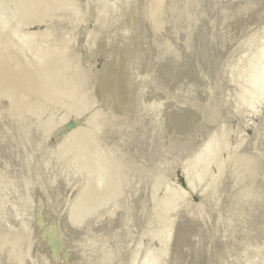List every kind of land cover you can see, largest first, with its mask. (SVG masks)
<instances>
[{
	"label": "rangeland",
	"instance_id": "374dc122",
	"mask_svg": "<svg viewBox=\"0 0 264 264\" xmlns=\"http://www.w3.org/2000/svg\"><path fill=\"white\" fill-rule=\"evenodd\" d=\"M3 1L0 28L69 45L83 95L67 96L83 100L56 85L46 99L27 84L0 93V264H264V94L247 100L264 65V0H57L40 21L13 18L21 0ZM27 1L23 10L41 0ZM88 124L101 132L90 149L70 135ZM206 142L203 172L192 161ZM101 166L112 177L123 168L114 189L93 188Z\"/></svg>",
	"mask_w": 264,
	"mask_h": 264
},
{
	"label": "bare ground",
	"instance_id": "6f19581e",
	"mask_svg": "<svg viewBox=\"0 0 264 264\" xmlns=\"http://www.w3.org/2000/svg\"><path fill=\"white\" fill-rule=\"evenodd\" d=\"M4 1H6V0H4ZM3 1V2H4ZM12 0H10L9 2H11ZM14 1V0H13ZM19 1V0H18ZM18 1H15V2H18ZM60 1V0H59ZM68 1V0H67ZM73 1V0H72ZM86 1H88V0H86ZM203 1V0H202ZM69 2H70V0H69ZM28 3V1L27 0H21V4L19 5L20 6V8H18L19 6L17 5L16 6V9H17V11H18V13H15V12H17L16 11V9H14V12L12 13V16H13V18H17L18 16H22V15H29V13H31L32 15H35V16H39L38 18V20L40 21V20H44L43 18H47V13L50 11H47L46 13H45V11H44V7H46L47 5H52V7L51 8H56V6H59V5H61V4H59L58 5V2H57V0L55 1V0H41L40 2H37L36 3V5H38V7H36V8H34V9H27V10H23L22 9V6L23 5H26ZM71 3V2H70ZM3 4V3H2ZM1 4V6L0 7H2L3 8V6H4V4L2 5ZM6 4H7V2H6ZM5 4V5H6ZM9 4V3H8ZM14 4H17V3H14ZM19 4V3H18ZM23 4V5H22ZM75 4V3H74ZM11 5H13V4H11ZM71 5V4H70ZM29 6V5H28ZM68 7H70L69 6V3H68V5H67ZM15 7V6H14ZM68 7H67V10H68ZM2 8H0V9H2ZM71 8H72V6H71ZM70 8V9H71ZM73 9V8H72ZM71 9V10H72ZM23 10V11H22ZM13 11V10H12ZM73 11V10H72ZM71 11V12H72ZM46 14L45 16L46 17H44L43 15H44V13ZM51 12H53L52 10H51ZM71 12H69L68 11V13L70 14ZM75 12V11H74ZM3 12H1L0 14H2ZM15 13V14H14ZM34 13V14H33ZM54 13H55V11H54ZM67 13V14H68ZM17 14V15H16ZM51 14V13H50ZM68 14V15H69ZM52 15V14H51ZM71 15V14H70ZM28 18H29V16H27ZM26 17V18H27ZM32 17V16H31ZM223 17H225V15L223 16ZM23 18V17H22ZM24 18H25V16H24ZM25 18V19H26ZM27 18V19H28ZM32 18H34V16L32 17ZM49 18H50V15H49ZM18 19V18H17ZM35 19H37L36 17H35ZM109 19H110V17H109ZM108 19V20H109ZM47 20H48V18H47ZM111 20V19H110ZM239 20V19H238ZM108 23V22H107ZM242 23V22H241ZM59 24V23H58ZM9 24L7 23V25L5 26V25H3V27L2 28H0V68H3V70H2V72H4L5 73V80L3 79L2 80V82H0V93H5V92H7L8 94H9V92L11 91H13V89H14V87H16L17 86V84H27V87L31 90V91H34V90H36V91H39L41 94H39L38 93V96H39V98L40 99H44L45 98V95H44V93L43 92H45V90L46 89H49L50 91L52 90L53 91V85L55 86H61V87H58L57 89H59L60 91V93H68V94H65L64 95V98H65V96L68 98V97H70L69 99L71 100H73V98H74V92H72V91H74V89H76V90H80V96L81 95H83V90H82V87L80 86V84H79V82L76 84V85H78L77 87H81V88H78L77 89V87L75 86V88H74V85L75 84H73V80H74V76H75V73H76V76H77V74L78 75H80V73H81V71H80V73H79V69H77V67H72L73 66V62H74V59H76V58H74V57H76V56H73V54H71V53H73V52H71L70 50H68V44H62V45H60L56 40H54V41H52V42H45V41H43L42 39V37H41V35L40 34H35L34 32H21L20 34L19 33H17V31L16 30H14V31H10V29L12 28V26H10V28H9ZM107 27V26H106ZM105 27V28H106ZM15 28V27H14ZM15 31H16V33L18 34V35H16V33H15ZM50 31V30H49ZM49 31H45V34H46V32H49ZM19 32V31H18ZM50 33H52V32H50ZM48 34V33H47ZM40 35V36H39ZM44 35V34H43ZM42 35V36H43ZM37 36L38 38L39 37H41L40 39L42 40L41 42H39L40 41V39H38V42H34V38ZM46 36V35H45ZM54 36V35H53ZM34 37V38H33ZM37 39V38H36ZM55 39V38H54ZM56 39H57V37H56ZM246 43V42H245ZM252 43V42H251ZM243 46V45H242ZM248 47V46H247ZM16 48V49H15ZM259 48V47H258ZM21 54H22V57H18V56H21ZM263 55V54H262ZM261 55V56H262ZM253 56V55H252ZM259 57V56H258ZM262 57H264V56H262ZM72 58H73V62H72ZM260 60V59H259ZM258 60V62H260ZM263 60V59H262ZM76 61V60H75ZM247 61V60H246ZM250 61V60H249ZM11 62V63H10ZM237 62V61H236ZM256 62V64H258V62H257V60L255 61ZM7 63H10L9 65H8V68H6V64ZM79 63V62H78ZM5 64V65H4ZM250 65H251V63H250ZM255 65V64H254ZM4 66V67H3ZM253 67V66H252ZM248 68V67H247ZM257 67H255L254 69H256ZM81 69V68H80ZM250 69V68H249ZM258 69H259V71H254L253 72V74H251L250 75V77H249V80H247V82L249 81V83H250V85H251V92L248 94V96H247V100L251 103V100L253 99V97H255V98H258V97H261V95L262 94H264V65L263 66H259L258 67ZM243 70V69H242ZM76 71V72H75ZM84 71V70H83ZM189 71V70H188ZM70 72H72L73 74H72V76H69V74H70ZM75 72V73H74ZM192 72V71H191ZM193 72H194V70H193ZM256 72V73H255ZM241 73V72H240ZM244 73V72H243ZM86 74H88V76H89V72H84L83 73V77H85V75ZM241 75V74H240ZM94 75H92V77H93ZM82 77V78H83ZM248 77V76H247ZM77 78H79V76H77ZM76 78V79H77ZM86 78V77H85ZM84 78V79H85ZM90 78H91V73H90ZM87 79V80H92V78L91 79ZM76 79H75V82H76ZM81 79V78H80ZM86 80V79H85ZM93 81V80H92ZM83 83H85V82H82V84ZM86 83H89L88 81L86 82ZM90 84H92V83H90ZM88 85L87 84V86H91V85ZM93 86V85H92ZM51 89H50V88ZM84 87V89H85V86H83ZM86 88H88V87H86ZM55 89H56V87H55ZM54 89V90H55ZM90 89V88H89ZM93 89V88H92ZM49 90L48 91H46L45 93H48L49 92ZM75 90V91H76ZM86 90V89H85ZM91 90V89H90ZM82 91V92H81ZM92 91V90H91ZM35 92V91H34ZM86 92V94H88V92H90V91H88L87 92V90L85 91ZM50 93H52V92H50ZM49 93V94H50ZM55 93H58L57 92V90L55 91ZM54 92H53V94H55ZM60 93H59V95H60ZM72 94V96H73V98H71V96H67V95H69V94ZM92 93V92H91ZM6 94V93H5ZM86 94L84 93V97L83 98H86L87 99V97H85L86 96ZM46 95H48V94H46ZM51 95V94H50ZM57 95V94H56ZM55 95V96H56ZM2 96V95H1ZM0 96V97H1ZM58 96V95H57ZM57 96L55 97V100L57 99ZM90 96H92V94H90ZM60 97V96H59ZM61 97L63 98V95L61 94ZM60 97V98H61ZM76 97V96H75ZM47 98V97H46ZM45 98V99H46ZM52 98V97H51ZM66 98V100H69V99H67ZM79 98V97H78ZM78 98H76V99H78ZM81 98V97H80ZM92 98V97H91ZM85 99V100H86ZM93 99V98H92ZM246 99V98H245ZM75 100V99H74ZM74 100H73V102H74ZM81 100V99H80ZM79 100V101H80ZM83 100V99H82ZM81 100V101H82ZM94 100V99H93ZM97 99L95 98V101H96ZM58 101H60V100H58ZM79 101H77V102H74L73 103V105L75 104V103H78ZM86 101H88V100H86ZM246 101V100H245ZM68 102V101H67ZM71 102V101H70ZM91 102V101H90ZM63 103V102H62ZM80 104L82 103V102H79ZM78 103V104H79ZM84 104H82V105H86L87 106V103L86 102H83ZM92 103H94V101L92 102ZM96 103V102H95ZM71 104V103H70ZM66 105H69V104H66ZM91 105V104H90ZM95 105V104H94ZM249 105H251V104H249ZM77 106V105H76ZM89 106V105H88ZM248 106V105H247ZM252 106V105H251ZM15 107V106H14ZM17 107V106H16ZM69 107V106H68ZM81 107V106H80ZM92 107H93V105H92ZM83 108H85V107H81V110L83 111ZM91 108V107H90ZM76 109V108H75ZM80 108H79V106H78V110L75 112V113H77V114H79L81 111L79 110ZM86 109H88V107H86ZM92 110V109H91ZM84 111H86V110H84ZM94 111V110H93ZM89 112V111H88ZM99 112V111H98ZM83 113V112H82ZM100 114V113H99ZM113 114V113H112ZM110 115L109 116V118H112V116L113 115ZM93 117H96L98 114H96V116H95V112L93 113ZM108 115V114H107ZM106 115V116H107ZM91 116V115H90ZM106 116L104 117L105 119H107L106 118ZM118 115H116V117H117ZM64 117H65V115H64ZM92 117V118H93ZM116 117H113V118H116ZM119 118H121L120 120H123L122 119V117H120V116H118ZM117 117V118H118ZM124 117V116H123ZM103 118V120H105ZM108 118V121L110 120ZM112 118V119H113ZM99 120H101L100 119V117L98 118ZM97 119V120H98ZM112 119H111V122H112ZM91 120V119H90ZM96 120V121H97ZM98 120V122L99 123H101L100 121ZM114 120H116V119H113V121ZM93 120H91V121H89V122H91V125H92V123L95 121V119H94V121L92 122ZM95 121V122H96ZM106 121V120H105ZM124 121V120H123ZM50 122V121H49ZM94 122V124H96ZM111 122H109V124L108 125H110V123ZM115 122V121H114ZM120 122V121H119ZM104 123V122H103ZM102 123V126L104 125ZM118 123V122H117ZM93 124V125H94ZM106 124V123H105ZM112 124H114V123H111V125H110V127L112 128L113 127V125ZM115 124H116V122H115ZM88 125H90V124H88ZM90 125V128H88V129H77V130H74L72 133H70V135H73V136H76V138H78V142L79 143H81V142H85L84 143V145H85V147L87 148H89L90 149V146H91V141H93L92 140V136H94L93 138H95V137H97L99 134L98 133H100L101 134V132H96L95 134H97V136L96 135H93L94 134V129H93V127ZM98 125H100V124H98L97 123V125L95 126L94 125V128H95V130L96 129H98ZM119 124H117V126H118ZM182 125V124H181ZM101 126V127H102ZM116 126V125H115ZM116 126V127H117ZM92 127V128H91ZM104 128H105V125L103 126ZM102 127V128H103ZM106 127H107V124H106ZM125 127V126H124ZM110 128V129H111ZM113 128H115V127H113ZM118 128H120V127H118ZM99 129H100V127H99ZM98 129V130H99ZM108 129H109V127H108ZM108 130V131H112V130ZM117 129V128H116ZM100 130H102V129H100ZM105 131H106V128H105ZM130 131V130H129ZM103 132H104V130H103ZM127 132V131H126ZM126 132H124V133H126ZM91 134H92V136H91ZM103 134H105V133H103ZM69 135V136H70ZM71 138V137H70ZM69 138V139H70ZM99 137H97V139H98ZM76 140V139H75ZM96 140V139H95ZM103 140V139H102ZM208 140H210L209 142L210 143H212V140L211 139H208ZM207 140V141H208ZM98 141V140H97ZM99 141H101V138H100V140ZM104 141V140H103ZM75 142H77V141H75ZM94 142V141H93ZM92 142V143H93ZM105 142H106V140H105ZM105 142H102L101 141V143L103 144H105ZM112 142V141H111ZM120 143V142H119ZM73 144V143H72ZM71 144V145H72ZM103 144V145H104ZM116 144V143H115ZM106 145H107V143H106ZM109 145H112V144H109ZM108 145V146H109ZM116 145H118V143L116 144ZM123 145V144H122ZM72 146H74V145H72ZM78 146V144L75 146L76 148H78L77 147ZM98 146V145H97ZM107 146V147H108ZM114 146L115 145H113V149H114ZM119 146V145H118ZM121 146V145H120ZM119 146V147H120ZM67 147V146H66ZM71 147V146H70ZM81 147V146H80ZM79 147V148H80ZM103 147V146H102ZM107 147H104V148H106L107 149ZM112 147V146H111ZM118 148V147H117ZM116 148V146H115V150L117 149ZM185 148V147H184ZM211 148H213V146H211ZM112 149V148H111ZM110 149V151L111 152H108V150H107V152H108V154H112V150ZM119 149V148H118ZM182 149V148H181ZM214 150H212V151H215V148H213ZM66 150V149H65ZM69 150V149H68ZM92 150V149H91ZM114 150V151H115ZM83 151V150H82ZM102 151H104V150H102ZM249 151V150H248ZM96 152V151H95ZM119 152V151H118ZM126 152V151H125ZM130 152V151H129ZM128 153V152H127ZM246 153V152H245ZM244 153V156L242 155L243 153H241V155L240 154H238V156H242V157H245V154ZM249 153V152H248ZM101 154L103 155V153L101 152ZM104 154H106V151H105V153ZM108 154H107V156H108ZM111 154L108 156V157H111ZM114 154V153H113ZM112 154V155H113ZM116 154V153H115ZM114 154V155H115ZM119 154V153H118ZM118 154H116L117 156H118ZM123 154V153H122ZM122 154H120V155H122ZM125 154V153H124ZM132 154V153H131ZM254 154V153H253ZM91 155V154H90ZM95 155V154H94ZM113 155V156H114ZM126 155V154H125ZM252 154L250 153V156H251ZM92 156V155H91ZM100 156V155H99ZM104 156V155H103ZM113 156H112V158H113ZM116 156V157H117ZM247 156V155H246ZM249 156V155H248ZM249 156V157H250ZM253 156V155H252ZM251 156V157H252ZM81 157V156H80ZM101 157V156H100ZM122 157V156H121ZM121 157H120V159H121ZM254 157V156H253ZM257 157V156H256ZM87 158V157H86ZM96 158V157H95ZM103 158V157H102ZM104 158H105V156H104ZM104 158H103V160H104ZM107 158V157H106ZM110 158L111 160H113V159H115V158ZM132 158L133 159H135L134 157H133V155H132ZM213 158V154H212V152H211V150H210V146H209V144H208V142H206V144H204L203 145V148H201V151L199 150V153L196 155V156H194V158H193V161H192V165H193V168H194V165L196 166L197 164H199V163H201L202 164V167H201V169L200 170H202V168H203V172H205V171H207L208 170V167H209V164L211 163V161L213 160L212 159ZM235 158V157H234ZM238 157H236V159H237ZM248 158V157H247ZM247 158L246 159H244V158H242V162H241V166H244V164H245V162L247 161ZM77 159V158H76ZM75 159V160H76ZM81 159H82V157H81ZM98 159H100V158H98ZM116 159H118V157L116 158ZM116 159L114 160L115 162H116ZM120 159H119V161H117L116 163L114 162V161H111V160H109V161H111L110 163H112V162H114L116 165H117V163L119 162L120 163ZM236 159H234L236 162L238 161V159L236 160ZM101 160V159H100ZM108 159H105V161H107ZM124 160V159H123ZM127 160H128V158H127ZM239 160H241V157H240V159ZM243 160H245L244 162H243ZM249 161H250V158L248 159ZM253 161H254V159H252ZM80 161V160H79ZM132 161V160H131ZM137 161V160H136ZM141 161V160H140ZM234 161V163H233V166L235 167V165L234 164H238V163H236ZM76 162V161H75ZM89 162V161H88ZM133 162V161H132ZM219 162V161H218ZM251 162V161H250ZM250 162H248L249 164H251ZM8 163V162H7ZM77 163V162H76ZM79 163V162H78ZM84 163V162H83ZM102 163V162H101ZM108 163V162H107ZM113 163V164H114ZM242 163H244V164H242ZM247 162H246V165L248 164ZM87 164V163H86ZM103 164V163H102ZM201 164H199L200 166H201ZM221 164V163H220ZM219 164V165H220ZM240 164V163H239ZM253 164V163H252ZM112 165V164H111ZM110 165V166H111ZM113 166V168H115V167H117V166ZM218 165V166H219ZM255 165V164H254ZM83 166V165H82ZM104 166V165H103ZM103 166H101L102 168H103ZM109 166V167H110ZM121 166V165H120ZM237 166V168L238 167H240V168H242L241 166H239V165H236ZM105 167V166H104ZM122 167V166H121ZM245 167V166H244ZM250 167V166H249ZM252 167V166H251ZM98 168H100V166H98ZM99 169L98 170V172H97V178H96V183H97V185H96V187H93V188H96L97 189V191H98V188H99V190H107V189H109L110 190V188H112L113 186L114 187H116L117 185H118V183H119V181L116 183V185H115V181H114V179L113 178H115L116 176H118V175H120L119 173L121 172L120 170H122V172H123V168L122 169H120L119 168V170H117V171H119V173L116 171L115 172V170H116V168H115V170H114V173H112L113 172V170H111V169H109L108 168V166H107V168L110 170V171H112L111 172V174H115L116 173V176L115 175H113L114 177H112L111 175H110V173H108V172H105V171H107V170H105L104 171V169H106V168H103V169ZM112 168V167H111ZM112 168V169H113ZM118 168V167H117ZM220 169H221V165H220V167H219ZM237 168H231V170H235V169H237ZM246 168V167H245ZM6 169H7V167H6ZM131 169V168H130ZM243 169V168H242ZM247 169V168H246ZM249 169V168H248ZM248 169L246 170V171H248ZM256 169V168H255ZM255 169H253V171L255 170ZM25 170H27L26 168H25ZM29 170V169H28ZM95 170H97L96 169V167H95ZM199 170V171H200ZM89 171V170H88ZM202 171H200V172H202ZM235 171H237V170H235ZM243 171V170H242ZM245 171V170H244ZM257 171V170H256ZM255 171V172H256ZM32 171H30V173H31ZM202 172V173H203ZM29 172H21V177L22 178H25L26 176H27V174H28ZM88 173V172H87ZM118 173V174H117ZM201 173V174H202ZM233 173H236V172H233ZM242 173H245V172H242ZM247 173V172H246ZM249 173H250V169H249ZM204 174V173H203ZM253 174V173H252ZM251 174V175H252ZM10 175V174H9ZM12 175V174H11ZM244 175H248V173L247 174H244ZM257 175V174H256ZM202 176V175H201ZM200 176V177H201ZM253 176V175H252ZM14 177V176H13ZM16 177H18V176H15L14 178H16ZM203 177V176H202ZM8 178H10V177H8ZM8 178H7V180H8ZM87 178V177H86ZM13 179V178H12ZM19 181H21V178L19 177ZM117 179H119V177L117 178ZM191 179V178H190ZM199 179V178H198ZM84 180H86V182H87V179H84ZM84 180H83V182H84ZM115 180H116V178H115ZM192 180V179H191ZM6 181V180H5ZM17 181H18V179H17ZM91 181V180H90ZM188 181H190V180H188ZM187 181V182H188ZM240 181V180H239ZM85 182V183H86ZM88 183V182H87ZM190 183H191V181H190ZM228 183V182H227ZM5 184V183H4ZM7 184V183H6ZM9 184V183H8ZM10 184H12V183H10ZM20 184V183H19ZM86 185V184H85ZM191 185V184H190ZM189 185V186H190ZM249 185V184H248ZM6 186V185H5ZM120 186V185H119ZM188 186V185H187ZM229 186V185H228ZM246 186V185H245ZM244 186V187H245ZM251 186H253V185H251ZM82 187V186H81ZM83 187H85V186H83ZM87 187H89V185H87ZM86 187V188H87ZM244 187H242V188H244ZM248 187V186H247ZM39 188V187H38ZM37 188V189H38ZM120 188H121V186H120ZM120 188H118L119 190H120ZM249 188V187H248ZM252 188V187H251ZM83 189V188H82ZM88 189V188H87ZM112 189H114V188H112ZM117 189V191L119 192V190ZM245 189V188H244ZM243 189V190H244ZM243 190L241 191V192H243ZM250 190V189H249ZM253 190V189H252ZM18 191V190H17ZM37 191V190H36ZM79 191V190H78ZM96 191V190H95ZM108 191V190H107ZM106 191V192H107ZM112 191V190H111ZM110 191V192H111ZM217 191V190H216ZM219 191V190H218ZM246 191H247V189H246ZM38 192V191H37ZM36 192V193H37ZM83 191H81V193H82ZM86 192V191H85ZM114 193V192H113ZM240 193V192H239ZM239 193H237V194H239ZM247 193L249 194V192L247 191ZM97 194V192H95L94 193V196ZM116 194V193H115ZM174 193L172 192V193H170V195L168 196V197H171L170 199H176V197H175V195H173ZM242 194H244V192L242 193ZM13 195V194H12ZM21 196V195H20ZM242 196H244V195H242ZM245 196H247V195H245ZM12 197H14V196H12ZM83 197V196H82ZM106 197V196H105ZM175 197V198H174ZM207 197V196H206ZM235 197V196H234ZM241 197V196H240ZM80 198V197H79ZM208 198V197H207ZM239 198V197H238ZM242 198H245V197H242ZM19 199V198H18ZM20 199H22V198H20ZM101 199V198H100ZM108 199V198H107ZM168 199V200H167ZM166 200L167 201H169L170 199L169 198H167ZM205 199V198H204ZM234 199V198H233ZM246 199V198H245ZM12 200V199H11ZM11 200H10V202H11ZM229 200V199H228ZM236 200H238V199H236ZM239 200H241V199H239ZM18 201H20V200H18ZM106 201V200H105ZM108 201V200H107ZM172 201V200H171ZM174 201V200H173ZM172 201V202H173ZM205 201L206 200H204V203H205ZM1 202V201H0ZM14 202V201H13ZM79 202V201H78ZM81 202V201H80ZM170 202V201H169ZM184 202V201H183ZM242 202V201H241ZM3 203H5V202H3ZM2 202H1V204L2 205H0V207L2 206V207H4ZM85 203H86V201H85ZM100 203H102V201L100 202ZM104 203V202H103ZM6 204V203H5ZM13 203L11 202V205H12ZM10 205V206H11ZM80 205V204H79ZM6 206V205H5ZM16 206V205H15ZM1 207V208H2ZM80 207H81V205H80ZM98 207H99V204H98ZM176 207V206H175ZM0 208V209H1ZM5 208H7V206L5 207ZM4 208V209H5ZM75 208V207H74ZM84 208H85V206H84ZM174 208V207H173ZM208 208V207H207ZM3 209V208H2ZM3 209V212L4 211H6V210H4ZM1 211V210H0ZM72 211H74L75 212V210L73 209ZM71 211V212H72ZM240 211V210H239ZM76 212H81V211H76ZM75 212V213H76ZM82 212H85V209H84V211L82 210ZM187 212V211H186ZM188 212H189V210H188ZM172 213V212H171ZM195 213V212H194ZM1 214V213H0ZM71 214V213H70ZM72 214H74V213H72ZM184 214H186V213H184ZM2 215V214H1ZM74 215H78V213L77 214H74ZM167 215V214H166ZM168 215H170V214H168ZM2 216H4V214L2 215ZM1 216V217H2ZM73 216V215H72ZM173 216V215H172ZM189 216V215H188ZM76 217V216H75ZM167 217V216H166ZM185 217V216H184ZM187 217V216H186ZM193 217V216H192ZM3 218V217H2ZM168 218V217H167ZM195 218V217H194ZM184 219V218H183ZM186 219V218H185ZM191 219V218H190ZM1 220V219H0ZM172 220V219H171ZM1 222H2V220H1ZM173 222V221H172ZM171 222V223H172ZM250 223V222H249ZM251 224V223H250ZM7 225V224H6ZM169 225V224H168ZM1 226H4V227H6L4 224H2ZM248 226V225H247ZM250 226V225H249ZM4 227H2V228H4ZM7 227H10V226H7ZM6 227V228H7ZM168 227H170V226H168ZM212 227V226H211ZM215 227V226H214ZM12 229V228H11ZM11 229H6V231L8 230H10L11 231ZM170 229H171V227H170ZM0 231H2V230H0ZM6 231H3L4 233L6 232ZM7 231V232H8ZM9 231V232H10ZM13 231V230H12ZM11 231V232H12ZM209 231H210V228H209ZM212 231H213V228H212ZM214 231H215V229H214ZM0 233H2V232H0ZM14 232H12V236L10 237V239L12 240L13 238H15V240H16V235H17V233H16V235H14L13 234ZM214 233V232H213ZM18 234H20V235H22L23 234V232L22 233H18ZM168 234V231L166 232V235ZM170 234V233H169ZM1 235V234H0ZM4 235H6V233L5 234H3L2 233V236H4ZM14 235V236H13ZM24 235V234H23ZM9 236V235H8ZM16 236V237H15ZM20 236L18 235V237L17 238H19ZM165 237V236H164ZM3 239V240H2ZM2 239H1V237H0V240H1V242H3V241H5L6 239H5V237H2ZM5 239V240H4ZM8 239V238H7ZM20 239H22L21 237L19 238V240L18 241H21ZM168 239V238H167ZM9 240V239H8ZM14 240V239H13ZM0 242V243H1ZM22 244V243H21ZM2 247V246H1ZM1 249V248H0ZM105 250V249H104ZM102 251H103V249H102ZM113 252V251H112ZM166 252V251H165ZM104 254H106L105 252H104ZM112 254V253H111ZM110 255V254H109ZM108 255V256H109ZM101 256V255H100ZM99 256V257H100ZM165 256V255H164ZM106 257H107V254H106ZM109 257H111V256H109ZM201 257V256H200ZM112 258V257H111ZM158 258V257H157ZM203 258V257H202ZM205 258V257H204ZM113 259V258H112ZM111 259V260H112ZM115 260H117L116 258H115ZM202 260V259H201ZM207 260V259H206ZM112 261H114V260H112ZM111 261V262H112ZM104 262V261H103ZM142 262V261H141ZM144 262V261H143ZM146 263V262H145ZM144 263V264H145ZM198 263V262H197ZM200 263V262H199ZM207 263V262H206ZM154 264H156V263H154ZM200 264H205V263H200Z\"/></svg>",
	"mask_w": 264,
	"mask_h": 264
}]
</instances>
